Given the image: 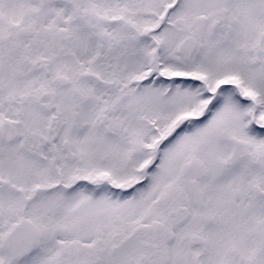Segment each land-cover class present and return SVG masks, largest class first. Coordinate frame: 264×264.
<instances>
[{"label": "snow or ice", "instance_id": "1", "mask_svg": "<svg viewBox=\"0 0 264 264\" xmlns=\"http://www.w3.org/2000/svg\"><path fill=\"white\" fill-rule=\"evenodd\" d=\"M0 264H264V0H0Z\"/></svg>", "mask_w": 264, "mask_h": 264}]
</instances>
